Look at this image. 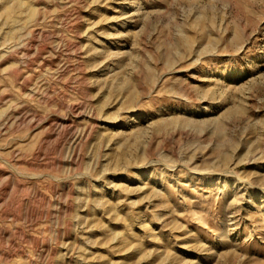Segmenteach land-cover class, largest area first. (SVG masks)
<instances>
[{
  "label": "rangeland",
  "instance_id": "rangeland-1",
  "mask_svg": "<svg viewBox=\"0 0 264 264\" xmlns=\"http://www.w3.org/2000/svg\"><path fill=\"white\" fill-rule=\"evenodd\" d=\"M0 264H264V0H0Z\"/></svg>",
  "mask_w": 264,
  "mask_h": 264
}]
</instances>
